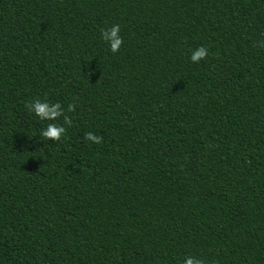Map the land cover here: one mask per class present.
<instances>
[{
    "label": "trees",
    "instance_id": "16d2710c",
    "mask_svg": "<svg viewBox=\"0 0 264 264\" xmlns=\"http://www.w3.org/2000/svg\"><path fill=\"white\" fill-rule=\"evenodd\" d=\"M262 43L264 0H0V264H264Z\"/></svg>",
    "mask_w": 264,
    "mask_h": 264
},
{
    "label": "clouds",
    "instance_id": "9594fccd",
    "mask_svg": "<svg viewBox=\"0 0 264 264\" xmlns=\"http://www.w3.org/2000/svg\"><path fill=\"white\" fill-rule=\"evenodd\" d=\"M119 30L120 26L117 24L111 26L109 29L101 31L102 39L109 43L110 50L113 53L119 49V46L122 43V40L119 37ZM261 46H264V43H262ZM207 51L206 47L201 46L192 54L191 61L198 63L201 59L206 57ZM73 110L74 105L69 104L67 106V111L71 112ZM28 111L42 121H52V123H48L40 130V136L45 140L52 139L53 141H58L66 134V128L55 122L58 117L63 116L64 123L67 125L71 124V120L65 115V109L62 108L59 103H49L47 100L35 99L30 105H28ZM86 139L91 140L94 143H99L101 138L89 132L86 133ZM182 264H204V261L195 258L192 255H188L184 258Z\"/></svg>",
    "mask_w": 264,
    "mask_h": 264
}]
</instances>
